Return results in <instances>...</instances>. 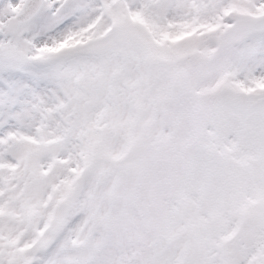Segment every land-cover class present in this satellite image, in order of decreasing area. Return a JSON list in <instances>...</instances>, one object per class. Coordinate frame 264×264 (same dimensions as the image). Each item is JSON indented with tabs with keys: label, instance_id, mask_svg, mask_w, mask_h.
Here are the masks:
<instances>
[{
	"label": "snow or ice",
	"instance_id": "6c2138e0",
	"mask_svg": "<svg viewBox=\"0 0 264 264\" xmlns=\"http://www.w3.org/2000/svg\"><path fill=\"white\" fill-rule=\"evenodd\" d=\"M0 264H264V0H0Z\"/></svg>",
	"mask_w": 264,
	"mask_h": 264
}]
</instances>
